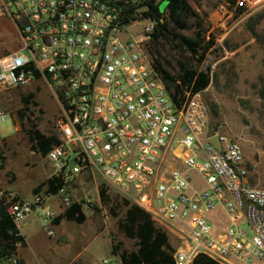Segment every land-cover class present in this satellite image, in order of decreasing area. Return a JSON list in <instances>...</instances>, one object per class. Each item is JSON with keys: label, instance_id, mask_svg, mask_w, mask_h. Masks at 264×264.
<instances>
[{"label": "built area", "instance_id": "1", "mask_svg": "<svg viewBox=\"0 0 264 264\" xmlns=\"http://www.w3.org/2000/svg\"><path fill=\"white\" fill-rule=\"evenodd\" d=\"M162 1L0 0V18L13 24L19 41L0 57V88L40 80L55 97L57 142L45 157L61 205L81 204L78 186L100 179L179 236L174 264H192L198 253L223 264H233L230 256L264 264V187L252 181L241 145L209 127L202 90L169 87L146 46L155 21L143 12ZM213 136L219 148L209 142ZM179 164L195 169L204 188L190 191ZM43 202L38 193L21 198L0 189V205L15 224ZM219 208L229 221L214 237L208 214ZM43 217L56 214L45 209Z\"/></svg>", "mask_w": 264, "mask_h": 264}, {"label": "rangeland", "instance_id": "2", "mask_svg": "<svg viewBox=\"0 0 264 264\" xmlns=\"http://www.w3.org/2000/svg\"><path fill=\"white\" fill-rule=\"evenodd\" d=\"M187 1L197 18L191 17L188 27L178 31L189 36L196 32L202 35L201 45H209L204 58L198 61L202 49L192 53L173 40H161L152 46L159 51L162 65L173 75L180 71L179 62L209 71L211 81L202 90L209 109V127L241 145L252 181L264 187V0L243 6L239 13L241 6L228 5L227 0ZM18 45L13 24L0 18V57ZM24 96L30 97L28 103ZM57 112V101L43 81L0 88V114L4 117L0 120V189L23 196L38 193L44 201L51 195L46 193L44 182L51 175L52 165L40 149H31L28 131L38 129L45 135H55ZM178 167L189 177L190 191L204 188L195 169L182 164ZM101 187L105 188L104 200L99 193ZM77 190L75 198L84 203L85 220L77 223L63 219L54 227L53 221H43V206H37L21 228L28 246H18V257L26 251L32 264H66L73 255L77 258L71 264H102L105 258L122 264L119 253L136 250V239L127 236L118 225L125 215V198L113 189L108 190L100 179L87 180ZM212 213L208 218L212 234L221 233L228 224V216L224 212ZM156 226L167 232L174 248L180 244L174 231ZM50 227L53 234L47 235ZM250 236L247 230V239ZM56 237L60 255L52 253ZM230 261L240 264L235 256H230ZM256 264L261 263L256 260Z\"/></svg>", "mask_w": 264, "mask_h": 264}, {"label": "trees", "instance_id": "3", "mask_svg": "<svg viewBox=\"0 0 264 264\" xmlns=\"http://www.w3.org/2000/svg\"><path fill=\"white\" fill-rule=\"evenodd\" d=\"M161 2L150 4L149 9L143 12V16L150 17L155 21V30L152 39L147 45L148 51L153 59L157 69L164 79L172 78L180 81V85L175 87L176 92H180L185 86L191 91L205 89L210 81L211 75L208 70H199L196 67L187 66L179 62L180 71L173 75L162 65L160 53L153 48L156 42L161 40L176 41L179 46L186 47L192 53H197L199 49L198 61L204 58L209 45H201L204 40L199 32L189 36L179 32V29L188 27V21L191 17L197 18V14L191 8L187 0H167L163 10L160 8ZM243 6L239 7L237 12L242 11ZM29 96H24V102H29ZM31 149H40L46 154L52 144L57 142L55 135H45L38 129L29 130ZM46 193L55 194L60 186L57 179L50 176L44 182ZM101 197L106 199L105 188L101 187L99 191ZM126 206L124 218L119 221V228L127 236L136 239V250H122L119 257L122 264H174L173 253L174 246L170 243L168 234L165 230L156 226L152 217L145 210L135 204H131L127 199H123ZM61 218L81 223L85 219V214L81 209V204L73 202L65 211L54 218L58 223ZM25 239L17 230L16 224L11 219L6 210V205H0V262L14 259L13 264H26L17 255L18 246H24ZM116 252V247L112 249ZM192 264H223L219 260L205 254L198 253L192 260Z\"/></svg>", "mask_w": 264, "mask_h": 264}, {"label": "crops", "instance_id": "4", "mask_svg": "<svg viewBox=\"0 0 264 264\" xmlns=\"http://www.w3.org/2000/svg\"><path fill=\"white\" fill-rule=\"evenodd\" d=\"M13 191V190H12ZM78 191V190H77ZM15 192V191H14ZM16 194H17V196H19V197H21V198H30L31 196H23L22 194H19V193H17V192H15ZM52 195H54V194H51L48 198H47V200L46 201H44L43 202V204L41 205V206H43V210H45V209H52L54 212H55V214H56V217L58 216V215H60V214H62L64 211H65V209H66V207L65 206H63V205H61V203H60V201H59V199L58 198H56L55 196H52ZM76 200H78V198H75ZM81 209H82V211L83 212H85V209H84V203H81ZM34 211V210H33ZM32 211V212H33ZM31 212V213H32ZM213 212H215V213H222V212H224L221 208H219V209H217V210H215V211H213ZM30 213V214H31ZM30 214H28L26 217H25V219L30 215ZM85 214V213H84ZM212 212H210L209 214H208V217L210 218L211 216H212ZM42 217V219H43V221H45L46 222V220L44 219V217H43V215L41 216ZM55 217V218H56ZM86 217V216H85ZM25 219L23 220V221H21L20 223H18V224H16V226H17V230H18V232L20 233V234H22L23 236H24V239H25V245H24V247H27L28 245V241H27V238H26V235L21 231V228H22V226L26 223L25 222ZM63 219H65V218H61L60 220H59V222L58 223H55L53 220V225H54V227H56V226H59L60 224H61V222H62V220ZM85 220V219H84ZM58 229H56V231H57ZM219 233V232H218ZM217 233V234H218ZM217 234H213V236L215 237V236H217ZM48 235V234H47ZM57 237H59V235L57 236ZM56 237V239H55V241L53 242L54 243V251H52V253L55 255H60V253H61V250H60V246H58L57 247V244H56V242H57V240H58V238ZM51 247H49V249H50ZM51 251V250H50ZM30 256L26 253V251L24 252V255L22 254L21 256H20V258L23 260V262L24 263H26V264H32V260L29 258ZM76 258H77V256H75V255H73V257L70 259L69 258V260H68V262L66 263V264H71L74 260H76ZM106 259V258H105ZM71 260H73V261H71ZM81 261H83L82 259H81ZM83 263L84 264H87V263H85L84 261H83Z\"/></svg>", "mask_w": 264, "mask_h": 264}, {"label": "water", "instance_id": "5", "mask_svg": "<svg viewBox=\"0 0 264 264\" xmlns=\"http://www.w3.org/2000/svg\"><path fill=\"white\" fill-rule=\"evenodd\" d=\"M166 3H167V0H163V1L161 2V4H160V8H161V7H164V6L166 5ZM166 83H167V85H168L169 87H171V88H173V87L176 86V80H174V79H172V78H168V79H166ZM209 142L212 143L213 145H215L217 148L220 147V143H219V141H218V139H217L216 136H213V137L209 138ZM247 226H248V224H247L246 222H244V223H243V228L246 229Z\"/></svg>", "mask_w": 264, "mask_h": 264}]
</instances>
